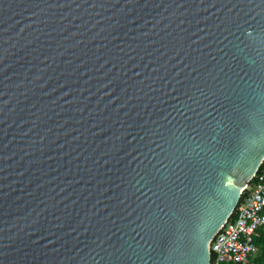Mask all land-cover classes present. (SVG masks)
I'll list each match as a JSON object with an SVG mask.
<instances>
[{"label":"water","instance_id":"water-1","mask_svg":"<svg viewBox=\"0 0 264 264\" xmlns=\"http://www.w3.org/2000/svg\"><path fill=\"white\" fill-rule=\"evenodd\" d=\"M264 159V0H0V264H209Z\"/></svg>","mask_w":264,"mask_h":264},{"label":"built area","instance_id":"built-area-1","mask_svg":"<svg viewBox=\"0 0 264 264\" xmlns=\"http://www.w3.org/2000/svg\"><path fill=\"white\" fill-rule=\"evenodd\" d=\"M257 238L264 241V159L241 192L228 221L209 244V264H256Z\"/></svg>","mask_w":264,"mask_h":264},{"label":"trees","instance_id":"trees-1","mask_svg":"<svg viewBox=\"0 0 264 264\" xmlns=\"http://www.w3.org/2000/svg\"><path fill=\"white\" fill-rule=\"evenodd\" d=\"M255 243L259 246V255L256 257V264H264V241L262 238H257Z\"/></svg>","mask_w":264,"mask_h":264}]
</instances>
